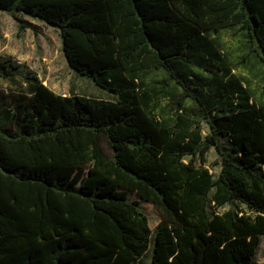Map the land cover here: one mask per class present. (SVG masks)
Wrapping results in <instances>:
<instances>
[{
    "label": "trees",
    "instance_id": "trees-1",
    "mask_svg": "<svg viewBox=\"0 0 264 264\" xmlns=\"http://www.w3.org/2000/svg\"><path fill=\"white\" fill-rule=\"evenodd\" d=\"M0 10L19 32H35L26 17L55 27L71 69L113 95L57 94L30 75L29 96L0 110V264H134L149 244L150 264H255L264 0H0ZM14 67L0 61V76ZM211 147L215 177L202 165Z\"/></svg>",
    "mask_w": 264,
    "mask_h": 264
},
{
    "label": "rangeland",
    "instance_id": "rangeland-1",
    "mask_svg": "<svg viewBox=\"0 0 264 264\" xmlns=\"http://www.w3.org/2000/svg\"><path fill=\"white\" fill-rule=\"evenodd\" d=\"M35 23L33 32L30 28L19 32L18 22L6 11L0 10V61L12 67L14 73L4 78L0 76V110L11 107L19 97H28L31 88L29 76H36L44 85L57 94L87 95L88 97L113 99V95L98 87L87 77L77 76L65 60L61 50L60 37L55 27L36 19L25 18ZM224 40L232 42L237 51V43L228 34ZM238 71V70H236ZM241 75L249 73L239 70ZM252 84H256V77L249 75ZM203 134L208 133V126L202 121ZM224 148L230 146L226 138H221ZM222 158L214 147L209 148L202 165L209 169L213 176L220 171ZM231 205H226L222 210ZM234 207H238L235 205ZM238 208L244 209L241 205ZM150 217L153 213L150 212ZM150 244L143 256L135 260L134 264H150ZM255 264H264V233L260 234V243L256 249Z\"/></svg>",
    "mask_w": 264,
    "mask_h": 264
}]
</instances>
